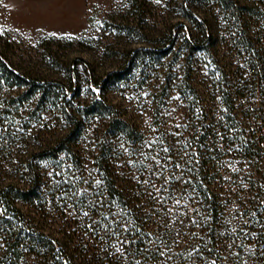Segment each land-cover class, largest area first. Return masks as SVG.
I'll return each instance as SVG.
<instances>
[{
	"label": "trees",
	"instance_id": "1",
	"mask_svg": "<svg viewBox=\"0 0 264 264\" xmlns=\"http://www.w3.org/2000/svg\"><path fill=\"white\" fill-rule=\"evenodd\" d=\"M125 2L156 45L87 84L0 34V264H264V115L218 59L264 57V0H181L158 31L148 0Z\"/></svg>",
	"mask_w": 264,
	"mask_h": 264
},
{
	"label": "rangeland",
	"instance_id": "2",
	"mask_svg": "<svg viewBox=\"0 0 264 264\" xmlns=\"http://www.w3.org/2000/svg\"><path fill=\"white\" fill-rule=\"evenodd\" d=\"M180 1L160 0L157 3L148 0L156 15V19H152L154 22H150L153 30L163 29L166 23L183 21L177 14ZM125 3V0H0V34L13 45L17 55L25 59L31 57L39 64L44 63L40 59L44 47L52 45L61 61L69 67H78L83 83L87 84V73L118 69L129 50L151 49L156 45L149 38L146 40V36L141 38L124 29L121 19L125 14ZM105 47L108 49L103 52ZM229 51L227 45H218L221 65L233 62L241 67L245 77L252 67L248 60L264 58L262 53L250 54L252 49L249 48L241 55ZM17 55L16 61H19ZM86 63L88 72L84 70ZM42 69L50 79L63 77L47 65ZM122 90L114 94L115 99L123 94Z\"/></svg>",
	"mask_w": 264,
	"mask_h": 264
},
{
	"label": "built area",
	"instance_id": "3",
	"mask_svg": "<svg viewBox=\"0 0 264 264\" xmlns=\"http://www.w3.org/2000/svg\"><path fill=\"white\" fill-rule=\"evenodd\" d=\"M247 73L246 78L253 84V90L249 95L251 109L264 115V77L259 75L253 67H250ZM255 122V120L252 121L253 124Z\"/></svg>",
	"mask_w": 264,
	"mask_h": 264
},
{
	"label": "snow or ice",
	"instance_id": "4",
	"mask_svg": "<svg viewBox=\"0 0 264 264\" xmlns=\"http://www.w3.org/2000/svg\"><path fill=\"white\" fill-rule=\"evenodd\" d=\"M156 2L160 3V0H156ZM156 191L159 192L160 189H156ZM161 198H163V197H161ZM177 203H179V201H177ZM85 215H87V213H85ZM125 243H130V242L129 241H125ZM120 250H122V249H120Z\"/></svg>",
	"mask_w": 264,
	"mask_h": 264
}]
</instances>
